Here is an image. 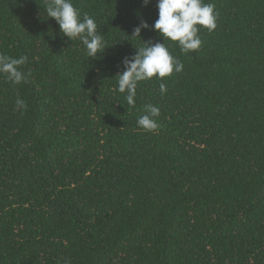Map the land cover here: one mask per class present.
Returning <instances> with one entry per match:
<instances>
[{
	"label": "trees",
	"instance_id": "trees-1",
	"mask_svg": "<svg viewBox=\"0 0 264 264\" xmlns=\"http://www.w3.org/2000/svg\"><path fill=\"white\" fill-rule=\"evenodd\" d=\"M204 2L217 26L184 53L132 36L157 0H73L107 44L88 58L46 0H0V53L28 57L23 83L0 75V264H264V0ZM142 40L184 68L130 106L116 75Z\"/></svg>",
	"mask_w": 264,
	"mask_h": 264
},
{
	"label": "clouds",
	"instance_id": "clouds-1",
	"mask_svg": "<svg viewBox=\"0 0 264 264\" xmlns=\"http://www.w3.org/2000/svg\"><path fill=\"white\" fill-rule=\"evenodd\" d=\"M150 0H144L147 5ZM158 18L153 25L142 21L133 30L132 36L140 37L142 29L151 28L158 32L164 41L177 42L184 53L192 52L200 48L201 39L198 35L200 27L212 31L216 28L217 13L215 5L205 3L204 0H157ZM45 12L47 17L54 18L60 27L61 33L71 41L79 38L85 47L88 58L102 55L107 47L103 34L98 32L95 19L81 13L75 7L73 0H46ZM143 41V40H142ZM137 49V48H136ZM28 60L27 56L14 58L0 53V75L18 85L26 80V74L21 66ZM124 71L118 73V91L126 93V101L134 106L136 89L139 82L171 76L173 72L183 71V63L173 57L164 42H146L138 48L131 57H125L122 61ZM167 91L164 83L160 84L161 94ZM17 110L23 113L27 109V103L17 97L15 101ZM160 108L153 104H146L142 114L137 118V125L146 131H154L158 128L157 118Z\"/></svg>",
	"mask_w": 264,
	"mask_h": 264
}]
</instances>
